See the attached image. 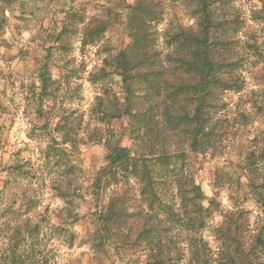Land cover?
Listing matches in <instances>:
<instances>
[{
	"label": "trees",
	"instance_id": "1",
	"mask_svg": "<svg viewBox=\"0 0 264 264\" xmlns=\"http://www.w3.org/2000/svg\"><path fill=\"white\" fill-rule=\"evenodd\" d=\"M20 1L0 0L1 29L5 10ZM172 1L183 5L195 26L168 18L163 0H134L120 10L106 8L102 15L90 14L85 3L62 8L54 37L61 50H69L67 41L76 34L85 49L96 46L112 25H119L127 33L128 44L103 57L101 68L89 79L103 89L94 110L100 115L99 121L110 124L115 118L127 116L131 144L122 145L107 128V138L91 139L104 143L107 153L105 164L93 174L85 190L79 182L65 189L60 180L55 187L69 204L79 190L92 198L93 214L99 223L91 233L96 248L123 246L127 237L134 235L132 243L146 244L145 264H177L169 249L172 229L177 228L190 235L187 248H183L189 250L188 264H264L263 145L255 139L257 144L241 167L247 181L242 193L246 201L251 195L259 208L252 216L255 220L249 210L240 207L237 198L228 208L215 197L208 199L185 167L187 150L196 153L218 149L230 125V118L222 112L227 106L224 96L243 90L241 68L249 54L255 53L249 51L258 47L247 44L249 51L241 50L239 34L247 18L220 12L233 8L236 0ZM259 17L251 13L249 18ZM49 54L39 73V110L47 102L53 107L59 103L60 87L53 77ZM115 76L122 88L121 98L106 83ZM73 120L70 113L61 114V139H55L56 144L52 143L46 153L47 158L52 151L59 155L55 157L58 165L67 157L65 168L71 174L79 170L71 154L76 151L78 134L77 130L70 132L75 128ZM67 144L72 145L71 152ZM217 216H221L218 222ZM70 217L76 222L80 216L73 211ZM208 228L212 229L217 252L203 235ZM33 234L27 230V235ZM19 235L16 244L0 257V263L25 262V249L20 245L23 239L28 242V237L22 232Z\"/></svg>",
	"mask_w": 264,
	"mask_h": 264
},
{
	"label": "rangeland",
	"instance_id": "2",
	"mask_svg": "<svg viewBox=\"0 0 264 264\" xmlns=\"http://www.w3.org/2000/svg\"><path fill=\"white\" fill-rule=\"evenodd\" d=\"M133 1L22 0L6 9L5 17H1L0 257L6 255L11 244H16L22 232L28 237V242L23 239L20 245L26 253L23 264H145L146 244L132 243L134 235L128 236L127 244L123 246L109 248L106 244L96 248L91 233L99 223L93 214L92 198L79 190L69 204L59 196L55 187L60 180L65 189L79 182L85 190L93 174L105 164L107 153L104 143L91 139L107 138V128L113 131L110 132L112 137L120 138L122 145L131 144L127 116L115 118L110 124L99 121L100 115L94 110L97 96L103 89L89 79L95 70L101 68L103 57L128 44L127 33L119 25H112L96 46L85 49L81 48L76 34L67 41L69 50H61L54 40L63 15L61 10L85 3L90 14L102 15L106 8L115 6L120 10L126 2ZM163 2L168 18L175 17L187 27L195 26L194 19L185 14L183 5L172 0ZM220 12L228 17L247 18L246 26L239 34L241 50L249 51L247 44H255L258 49L249 51L255 53L249 54L241 68L245 78L243 90L227 92L224 96L227 106L222 112L230 118V125L218 149L196 153L187 150L185 167L195 176L208 199L215 197L228 208L236 203L234 199L237 198L240 207L249 210L252 217L259 208L251 195L246 201L242 193L247 181L241 167L256 146L255 139L264 147V1L236 0L233 8ZM251 13L262 17L252 20L249 18ZM48 54L53 77L60 87L59 103L53 107L47 102L39 110L36 98L39 73L49 58ZM106 83L119 98L122 97L116 76ZM63 112L70 113L74 119L75 128L70 132L78 131L77 148L71 154L79 170L72 174L65 168L67 157L59 165L55 158L59 155H53L54 151L46 157L49 146L56 144L55 139H61L58 122ZM66 148L71 152L72 145L67 144ZM262 189L264 192V184ZM73 211L80 216L76 222L71 221L70 212ZM215 220L220 221L221 216ZM27 230L34 231V241L32 235H27ZM203 235L209 240L213 252H217L212 229L208 228ZM189 238L186 231L172 229L169 249L173 258L178 260L177 264H188L189 250L183 248H187ZM103 242L106 243L107 239Z\"/></svg>",
	"mask_w": 264,
	"mask_h": 264
}]
</instances>
